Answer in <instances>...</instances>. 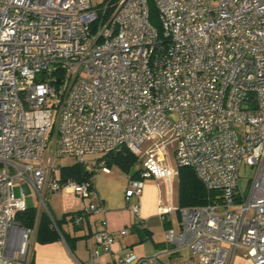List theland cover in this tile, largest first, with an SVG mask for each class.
<instances>
[{
    "label": "built area",
    "instance_id": "built-area-1",
    "mask_svg": "<svg viewBox=\"0 0 264 264\" xmlns=\"http://www.w3.org/2000/svg\"><path fill=\"white\" fill-rule=\"evenodd\" d=\"M149 1L0 0V264H27L35 229L17 216L29 188L42 201L48 189L93 199L90 182H61L54 158L87 165L122 147L140 171L127 202L145 179L170 182L184 167L211 194L197 207L159 199L161 219L179 215V231L165 232L171 252L230 264L240 250L264 264V0H151L158 27ZM243 164L255 172L245 193ZM131 211L139 220V202ZM106 212L100 199L82 204L73 224L100 217L93 238L115 264H167L113 253L128 231L110 233Z\"/></svg>",
    "mask_w": 264,
    "mask_h": 264
},
{
    "label": "crops",
    "instance_id": "crops-1",
    "mask_svg": "<svg viewBox=\"0 0 264 264\" xmlns=\"http://www.w3.org/2000/svg\"><path fill=\"white\" fill-rule=\"evenodd\" d=\"M63 193L74 199L79 207L74 211H68L58 217H53L55 220H61L64 214L79 211L82 204L88 202L97 203L100 199L107 211L105 215L107 230L110 233H116L123 229L128 231L125 236L117 237L112 247L113 253L121 254L124 250H131L137 257H156L158 261L167 264H186L193 260L188 249H182L177 252L170 251L166 242L165 232L168 229L179 231V215L176 214V218L172 219L170 218V215L174 214L172 213L165 219H161L158 215L159 200L156 199L151 202L149 192L144 196L142 195L139 201H136V203H140L139 220L132 213V207L127 204L123 207L113 206L105 196L103 197L96 190L92 200L83 202H80L72 195ZM42 214L44 213H37L36 223L33 226L35 234L31 236L28 246L27 264H75V260L80 263H88L92 261V253L95 250L98 251V256L95 259L96 264H115L113 255L101 251L96 246L93 238L94 233L101 228L98 223L100 217L85 218L79 226L73 225L68 221V218L62 222L61 230L63 234L72 239L70 249L62 237L49 243H40L37 240V224ZM135 227L145 231L146 236L143 242H139V235L134 231ZM230 264L247 263L243 254L239 253L231 258Z\"/></svg>",
    "mask_w": 264,
    "mask_h": 264
},
{
    "label": "rangeland",
    "instance_id": "rangeland-1",
    "mask_svg": "<svg viewBox=\"0 0 264 264\" xmlns=\"http://www.w3.org/2000/svg\"><path fill=\"white\" fill-rule=\"evenodd\" d=\"M94 7H105L109 0H90ZM49 158V149H47L43 155L44 164L48 165L47 159ZM101 159L99 155H91L86 158V166L88 171H93L94 176L92 178V183L94 185L93 194H95V190L99 192L103 197L108 199L113 206H125L126 204L132 207L136 201H139L137 198H131L127 202L124 196L125 188L127 186L128 176L124 171L120 170L117 167H112L108 170V172H103L101 165L97 163V160ZM76 162L75 159L70 157H60L54 158L52 163V168L57 171L58 175H60V168L64 166L72 165ZM172 165L174 163L172 161ZM135 169H139V164L135 166ZM177 176L173 178L170 182L166 181H155L154 179H145L144 180V190L143 196L149 192L150 201L163 199L167 201L168 197H170L172 205L174 207H178V194H179V170L177 169ZM254 170H251L246 165H242L239 170V179L238 186L243 193H245L248 189L249 181L254 177ZM52 181V177L50 179ZM149 190V191H148ZM14 193L16 197L21 196V186L16 185L14 187ZM135 201V203H134ZM25 202L27 207L34 208L38 214L41 213H49L52 217H58L62 213L68 211L76 210L79 205L76 203L74 199L70 196H66L62 190L58 192H51L48 189L43 197V201L37 196L34 189L29 188V193L25 195ZM140 204V203H139ZM176 212L170 215L172 219L176 218ZM240 250H237L235 255H238Z\"/></svg>",
    "mask_w": 264,
    "mask_h": 264
},
{
    "label": "trees",
    "instance_id": "trees-1",
    "mask_svg": "<svg viewBox=\"0 0 264 264\" xmlns=\"http://www.w3.org/2000/svg\"><path fill=\"white\" fill-rule=\"evenodd\" d=\"M150 4V22L154 26L157 25V13L152 4V1H149ZM103 163L106 169H111L112 167H117L120 170L124 171L126 174H131L130 177L139 179L140 171L135 169V166L138 164V159L132 155L126 148L122 147L114 152H111L107 155L101 157L98 160ZM94 176L93 171H88L86 165L74 163L69 166H64L60 168V179L61 182L67 181H76L81 183L83 181H88L92 184V178ZM93 185V184H92ZM210 195L203 185L198 181L195 173L192 169L184 167L179 169V194H178V203L179 207H197L203 206L209 203ZM77 212L64 214L61 220L53 221L47 214H42L39 218L37 224V240L40 243H49L63 238L69 248L71 249V240L68 236L64 235L61 230V224L67 218L68 221L73 224V218ZM37 213L34 208H27L25 212L20 213L17 216V220L25 228H33L36 223ZM54 222V224H53ZM74 225V224H73ZM136 234L139 235V242L145 240L146 233L144 230L139 228H134Z\"/></svg>",
    "mask_w": 264,
    "mask_h": 264
}]
</instances>
